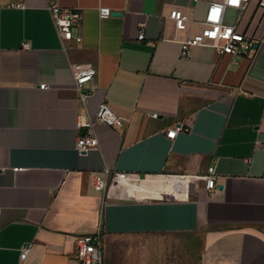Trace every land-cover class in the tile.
Here are the masks:
<instances>
[{"label":"crops","instance_id":"obj_1","mask_svg":"<svg viewBox=\"0 0 264 264\" xmlns=\"http://www.w3.org/2000/svg\"><path fill=\"white\" fill-rule=\"evenodd\" d=\"M50 1L0 0V264H79L75 238L96 231L104 264H264V40L252 61L182 50L221 0H53L81 12V42L64 43ZM176 8L190 18L183 30ZM224 21L263 37L257 0L227 7ZM74 62L97 70L88 112L106 101L124 119L95 123L98 146L84 153ZM105 167L136 187L95 190Z\"/></svg>","mask_w":264,"mask_h":264},{"label":"built area","instance_id":"obj_2","mask_svg":"<svg viewBox=\"0 0 264 264\" xmlns=\"http://www.w3.org/2000/svg\"><path fill=\"white\" fill-rule=\"evenodd\" d=\"M248 2L249 0H221L208 3L200 22V30L192 37L181 41V49L186 51L190 46L205 45L212 47L220 55H230L234 63L237 58H246L250 61L255 59L259 46L264 40V34L260 39H255L237 31L234 24H228L224 21V11L227 7H236L241 12ZM257 5L264 10V0H257ZM47 8L50 11L59 38L64 43H80L82 40L81 34L79 32L73 33V29L78 28L81 19L80 10L62 7L53 0L48 2ZM98 14L100 18H107L111 15V10L109 7L100 6ZM170 17L176 30L185 29L187 22L190 21L189 15L180 8L174 9ZM144 36V31L140 29L137 39L142 40ZM71 71L74 87L77 91L78 104L74 127L77 131H83L76 139L75 148L78 152L84 153L98 146L94 134L95 123H102L112 128H121L124 125V119L116 115L106 101L100 102L92 113L88 112L89 100L95 93V87L91 83L97 74V70L93 65L74 62L71 64ZM39 88H46V84L41 83ZM148 114L153 118L158 117L156 112H149ZM184 129V125L178 122L167 129L165 135L167 138L173 139L178 131ZM14 170L18 169L14 168ZM126 179H130V174L105 167L99 173L92 175V185L97 191H106L111 187H118ZM204 187L207 190L216 188V174L213 166L207 168ZM74 244L75 259L79 264H104L103 235L101 231L79 235L75 238ZM28 251L29 245H24L21 248L20 259H24Z\"/></svg>","mask_w":264,"mask_h":264},{"label":"bare ground","instance_id":"obj_3","mask_svg":"<svg viewBox=\"0 0 264 264\" xmlns=\"http://www.w3.org/2000/svg\"><path fill=\"white\" fill-rule=\"evenodd\" d=\"M125 182L129 185V187H136L135 182L130 179H126Z\"/></svg>","mask_w":264,"mask_h":264},{"label":"water","instance_id":"obj_4","mask_svg":"<svg viewBox=\"0 0 264 264\" xmlns=\"http://www.w3.org/2000/svg\"><path fill=\"white\" fill-rule=\"evenodd\" d=\"M139 177H140V178H144V174L141 173V174L139 175Z\"/></svg>","mask_w":264,"mask_h":264},{"label":"rangeland","instance_id":"obj_5","mask_svg":"<svg viewBox=\"0 0 264 264\" xmlns=\"http://www.w3.org/2000/svg\"><path fill=\"white\" fill-rule=\"evenodd\" d=\"M120 187H122L121 185L120 186H118V188H120Z\"/></svg>","mask_w":264,"mask_h":264}]
</instances>
